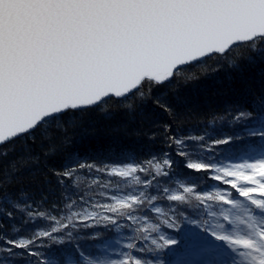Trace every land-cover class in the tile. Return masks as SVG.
I'll return each instance as SVG.
<instances>
[{"label": "trees", "instance_id": "16d2710c", "mask_svg": "<svg viewBox=\"0 0 264 264\" xmlns=\"http://www.w3.org/2000/svg\"><path fill=\"white\" fill-rule=\"evenodd\" d=\"M260 155L255 37L0 145V264H112L113 243L118 264H184L207 246L250 264L232 236L239 196L264 225V185L244 173Z\"/></svg>", "mask_w": 264, "mask_h": 264}, {"label": "water", "instance_id": "95a60500", "mask_svg": "<svg viewBox=\"0 0 264 264\" xmlns=\"http://www.w3.org/2000/svg\"><path fill=\"white\" fill-rule=\"evenodd\" d=\"M264 37V0H0V145Z\"/></svg>", "mask_w": 264, "mask_h": 264}, {"label": "rangeland", "instance_id": "374dc122", "mask_svg": "<svg viewBox=\"0 0 264 264\" xmlns=\"http://www.w3.org/2000/svg\"><path fill=\"white\" fill-rule=\"evenodd\" d=\"M262 168H264V155L254 158L250 166L245 168V174L255 175L254 181L248 187H258L259 185H256L255 181H260L261 185H264V177L262 178L258 173ZM246 201V198L240 196L236 200L238 233L232 236V239L239 241L240 250L247 253L250 264H258L264 251V225L257 230L250 222ZM261 222L262 220L259 221V223ZM117 249V244H111L112 264H118ZM241 257L242 255H236L234 249L229 246L224 249L222 254L215 252L213 247L207 246L196 249L193 258L187 259L184 264H246Z\"/></svg>", "mask_w": 264, "mask_h": 264}, {"label": "bare ground", "instance_id": "6f19581e", "mask_svg": "<svg viewBox=\"0 0 264 264\" xmlns=\"http://www.w3.org/2000/svg\"><path fill=\"white\" fill-rule=\"evenodd\" d=\"M224 53H225V52H224ZM222 54H223V53H222ZM195 62H196V61H195ZM193 63H194V62H193ZM190 64H191V63H190ZM145 79L152 80V79H150V78H144L143 80H145ZM143 80H142V81H143ZM142 81H141V82H142ZM141 82H140V83H141ZM102 101H103V100H102ZM90 107H91V106H90ZM86 108H87V107H86ZM78 110H79V109H78Z\"/></svg>", "mask_w": 264, "mask_h": 264}]
</instances>
